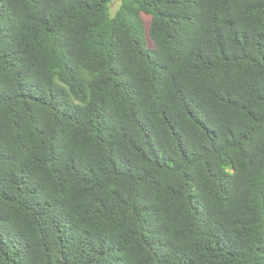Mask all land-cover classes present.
<instances>
[{
	"label": "trees",
	"instance_id": "trees-1",
	"mask_svg": "<svg viewBox=\"0 0 264 264\" xmlns=\"http://www.w3.org/2000/svg\"><path fill=\"white\" fill-rule=\"evenodd\" d=\"M0 264H264V0H0Z\"/></svg>",
	"mask_w": 264,
	"mask_h": 264
}]
</instances>
